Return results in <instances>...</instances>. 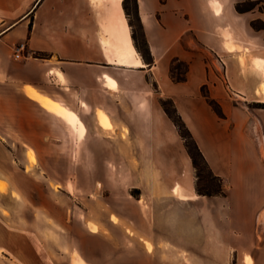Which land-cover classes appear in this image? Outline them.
<instances>
[{
	"label": "crops",
	"instance_id": "obj_1",
	"mask_svg": "<svg viewBox=\"0 0 264 264\" xmlns=\"http://www.w3.org/2000/svg\"><path fill=\"white\" fill-rule=\"evenodd\" d=\"M25 1L0 0V170L7 167L5 155L19 153L14 148H40L45 137L66 138L57 125L60 113L54 106L59 102L88 106L95 116L102 107L112 122L135 124L130 125V134L134 127L136 138L146 135L156 143L168 144L170 132L173 136L178 130L156 103L159 95L174 101L214 173L223 178L226 196L216 197L226 205L234 199L255 204L264 224V108L254 106L264 103V29L250 25L255 18L264 19V12L239 13L235 9L239 0H138L154 57V63L148 65L133 44L121 4L124 20L115 22L111 17L115 7H111L108 18L97 22L94 11L91 16L85 9L74 15L68 0H38L37 8L34 5L30 10ZM100 31L129 47L130 58L123 59L106 47ZM21 45L23 54L16 58V48ZM132 48L138 65L128 63ZM174 59L188 64L185 81L172 79L170 64ZM203 87L220 104L224 117L208 103ZM29 88L50 103L29 93ZM142 123L149 124L148 133ZM161 147L151 148L150 153L163 159L167 152ZM182 165L181 161L174 167L182 172ZM164 168L160 165L159 169ZM233 185L245 189L246 194L234 196L229 189ZM132 187L139 189L141 196L145 190L153 191L160 201H165L170 189L177 201L197 199L192 178L188 182L178 178L169 187L162 181ZM164 212L168 217V211ZM192 213L198 214V231L200 228L212 237L205 236L198 247H188L179 226L177 230L163 228L158 233L162 242H155L154 249L159 244H167L161 250L197 249L215 264L229 262L232 252L239 255L252 249L244 240L234 242L223 236L226 211ZM185 215L179 218H190ZM133 218L139 233L158 231L155 226L151 231L138 226L144 220L142 215ZM250 264H264V241L258 243Z\"/></svg>",
	"mask_w": 264,
	"mask_h": 264
},
{
	"label": "rangeland",
	"instance_id": "obj_2",
	"mask_svg": "<svg viewBox=\"0 0 264 264\" xmlns=\"http://www.w3.org/2000/svg\"><path fill=\"white\" fill-rule=\"evenodd\" d=\"M37 2L26 0L27 9L40 3ZM68 4H72L74 15L84 9L89 16L96 12L97 22L107 19L113 7L107 2L92 4L90 0H68ZM120 4L123 6V0L116 6ZM125 6L133 12L134 1L126 0ZM254 10L259 12L260 5ZM132 17L142 43L141 29L135 16ZM131 50L133 55L128 63L140 64ZM161 98L156 95L159 107H162ZM59 103L51 106L60 113L57 125L66 138L45 137L40 148L25 145L19 150L14 148L19 153L4 156L8 163L0 170V180L7 184L6 189H0V264H149L148 260L151 264H162V261L215 264L201 250H161L167 244L154 248L155 242H162L158 233L163 228L177 230L178 226L184 230L185 234H181L186 236V246L198 247L207 235L200 228L198 231V214L192 212L219 210L227 212V219L222 220L226 222L223 236L232 237L234 242L244 240L252 248L239 255L232 252L229 262L223 264H241L243 260L245 264L251 263L258 243L264 241V224L259 221L260 211L255 204L234 199L226 205L221 196L199 195L196 189V200L177 201L175 191L170 189L165 201H160L153 191L145 190L141 196L140 190L132 187L160 181L169 187L178 178L185 182L192 178L195 186L198 182L204 189H216V183L207 182L205 168L198 180L178 131L173 136L170 132L168 144L161 145L146 135L136 138L134 127L130 134V125L135 124L112 122L102 107L96 110V116L102 120L98 122L88 106ZM167 107L172 110L170 104ZM142 128L147 133L150 130L146 123H142ZM14 141L10 139L11 143ZM114 146L116 149H112ZM161 146L167 152L163 159L150 153L151 148ZM29 151L34 153L33 158L29 157ZM181 161L182 172L174 167ZM160 165L166 168L160 170ZM231 188L236 197L246 194L239 186ZM164 211H168V217ZM136 214L144 217L138 226L150 231L155 226L158 231L139 233L133 218ZM184 214L190 218H179Z\"/></svg>",
	"mask_w": 264,
	"mask_h": 264
},
{
	"label": "trees",
	"instance_id": "obj_3",
	"mask_svg": "<svg viewBox=\"0 0 264 264\" xmlns=\"http://www.w3.org/2000/svg\"><path fill=\"white\" fill-rule=\"evenodd\" d=\"M134 1V9L133 12H131L126 6V0L123 1V8L125 10V13L128 18L129 25L131 27L132 32V39L133 44L143 59L145 63L148 65H152L154 63V57L152 55L149 43L146 39V36L144 34L143 25L140 19L139 14V5L138 0ZM260 5V11L264 12V3L263 0H244V1H238L235 3V9L239 13H246L249 11H252L255 9L256 6ZM135 16L137 23L141 29V35H142V43H140V40L137 37V33L135 31V23L133 21V17ZM251 27H253L256 30H263L264 29V20L263 19H254L250 22ZM31 28V26H30ZM187 71H188V64L180 61L178 59L172 60L170 64V72L172 79L175 82H182L187 79ZM157 89V86H155ZM202 92L207 98L208 103L211 105L213 110L220 116L224 117V113L222 111V108L220 104L213 98H211L208 93L206 92V88H202ZM161 104L167 115L170 117L174 125L176 126L180 136L184 139L185 147L187 149L188 154L192 158L193 164L196 168V174L198 180L202 177V169L205 168L208 173L207 182L208 183H216L217 187L215 190L211 191L209 189L202 188L199 183H196L195 189L197 194L204 195V196H226V190L224 187L223 178L216 175L211 168L208 160L206 159L205 155L203 154L201 148L199 147L196 139L194 138L191 130L187 126V124L182 119L181 115L179 114L174 101L171 98H161ZM167 104H170L172 106V110L167 107ZM258 107L264 108V103H259Z\"/></svg>",
	"mask_w": 264,
	"mask_h": 264
},
{
	"label": "bare ground",
	"instance_id": "obj_4",
	"mask_svg": "<svg viewBox=\"0 0 264 264\" xmlns=\"http://www.w3.org/2000/svg\"><path fill=\"white\" fill-rule=\"evenodd\" d=\"M122 0H90V2L92 4H100V3H109L110 5H112L114 8L113 13L111 14V17L113 18V20L115 22H120L122 20H124V15H123V11L121 9L120 6H116L117 3H120ZM102 34L101 38H102V42L103 44L108 47L109 49H113L116 51V53L123 59H129L130 55L129 53L131 52L129 47H127L124 43L122 42H116L113 41L111 37H108L103 31H100ZM29 93H31L32 95L38 97L42 102H44L45 104H49L50 101L48 99H46L44 96L38 95L35 90L29 88L28 89ZM69 115L72 117V113L69 112ZM73 118V117H72ZM29 157L33 158L34 157V153L29 151L28 152ZM7 184L4 183L3 181L0 180V189L4 190L6 189ZM261 217V215H260ZM259 217V218H260Z\"/></svg>",
	"mask_w": 264,
	"mask_h": 264
},
{
	"label": "built area",
	"instance_id": "obj_5",
	"mask_svg": "<svg viewBox=\"0 0 264 264\" xmlns=\"http://www.w3.org/2000/svg\"><path fill=\"white\" fill-rule=\"evenodd\" d=\"M23 51H24V46L23 45H21L18 48H16V52H15L16 58H20L22 56V54H23Z\"/></svg>",
	"mask_w": 264,
	"mask_h": 264
}]
</instances>
